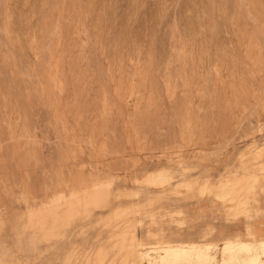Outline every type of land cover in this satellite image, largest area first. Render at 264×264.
Segmentation results:
<instances>
[{"label": "rangeland", "instance_id": "obj_1", "mask_svg": "<svg viewBox=\"0 0 264 264\" xmlns=\"http://www.w3.org/2000/svg\"><path fill=\"white\" fill-rule=\"evenodd\" d=\"M101 181L107 208L27 225ZM260 239L264 0H0V264H264Z\"/></svg>", "mask_w": 264, "mask_h": 264}, {"label": "bare ground", "instance_id": "obj_2", "mask_svg": "<svg viewBox=\"0 0 264 264\" xmlns=\"http://www.w3.org/2000/svg\"><path fill=\"white\" fill-rule=\"evenodd\" d=\"M261 151H262V148H261ZM257 155L258 153L256 154V156ZM245 178L243 180H245ZM240 180L239 181L227 180L222 185H219L216 188L217 190V193L215 194L216 197L221 200H227V201L232 202L238 199L236 198L238 193H241L243 191L245 192L250 191L251 188H246L244 186L245 184L243 183L244 181L241 182ZM146 181L149 184H153V185L161 184L162 185L164 182L167 181V179L165 178L164 173L158 170V171L151 173V175L147 178ZM184 188L186 189L187 193H193L197 191L198 193L202 194L204 192L210 191V188L208 187V184L206 182H202L201 184H198L197 181H193L190 183L188 182V184H186ZM74 191L69 190L67 193H64L62 191H56L52 193L50 197H48V199L44 201L39 207L28 208L26 212L27 225L30 228L43 231V233L50 236L53 233L52 231L56 227L63 225L66 222V220L68 219L70 215V212L74 210L76 207L91 206L93 208L103 210L108 207L110 203V199L114 194L111 181H101L98 184H95V185L93 184L91 188H87V189L84 188L82 191L78 193ZM248 201L249 200H247L246 198H243V201H241L242 202L241 204L239 202L235 204L236 206L235 209L243 205L245 208L246 206L245 204H247ZM231 202H227V203H231ZM235 209H233L234 213L237 212ZM130 235L132 236V234ZM123 237H125L124 234H123ZM257 242H261V244H263L264 246V239H260ZM165 247H178V248L186 247L188 249H196V248L206 249L210 246L209 245H193V244L191 245H179V244L161 245L159 243V245L150 246L148 247V249L152 251L154 250L158 251V249H162Z\"/></svg>", "mask_w": 264, "mask_h": 264}]
</instances>
